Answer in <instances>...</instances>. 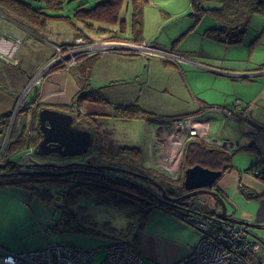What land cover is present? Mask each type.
Masks as SVG:
<instances>
[{"label":"crops","instance_id":"0c3cea01","mask_svg":"<svg viewBox=\"0 0 264 264\" xmlns=\"http://www.w3.org/2000/svg\"><path fill=\"white\" fill-rule=\"evenodd\" d=\"M204 19H208L210 25L206 23L202 25L205 22ZM212 21L213 18H203L196 25H194V20L187 22L179 39L175 38L172 44L158 45L160 52H172L179 57V59H174L173 63L155 57H145L138 52H108L104 56V64L101 60L99 66L96 64L87 71L91 84L89 90L100 89L104 98L113 105L136 102L141 106L146 113L142 119H145L151 137L150 143L146 145L149 148H143V150L152 154L154 163H157L155 159L157 145L163 144L162 149L164 147L167 149L173 144L170 137L164 136V142L158 143H155L154 137L162 133H166L165 135L171 133L178 118L198 114L199 119L206 120L209 126L212 120L223 118L226 125L222 134L229 139L226 142L239 141L236 146L242 147H239L233 157L234 168L219 179L216 184L217 188H215L221 192L228 203L236 201L237 195H243L245 200L251 203L253 209L257 210L258 203L264 199V181L257 179L249 169L256 165H264V75L244 78L241 76L245 73L254 74L264 71V59L242 65L233 64L238 61L234 59L232 64L223 65L226 57H222L220 50L223 49L226 53L234 55L235 52L232 51H237V49H245V47L247 49L251 46L259 48L261 42L264 47V16L253 17L244 42L236 46H227L205 36L207 29L214 28L215 23ZM130 33L124 38L133 40ZM41 34L43 35V31L33 32L10 18H0V46L1 42H4V37L20 43V52L17 57L20 67L14 70L11 66L0 63L1 126L5 118L14 114L15 100L23 92L26 82L34 74L36 75L39 67L43 65V43L37 39L38 35L42 36ZM119 37L123 38L120 34ZM137 45H142L141 39L137 41ZM38 55H42L40 60L37 59ZM153 59L157 61L159 67H151L145 63ZM74 84L77 85L76 81ZM81 84L85 83L81 81L79 84L78 81L74 95L80 90ZM36 87V90L30 91L26 102L32 103L38 96L41 97L35 116L38 121L39 113L43 110V79L38 81ZM68 90L65 94H68ZM16 93L19 94L16 95ZM88 105L92 107L88 112L97 113L99 108L104 107L108 109L106 113L109 116L112 113L109 105L104 106L91 102ZM211 106L233 109L236 115L233 118L227 117L224 113L210 110ZM245 111L249 114V118L242 119L240 115ZM29 112L26 108L23 113L30 115ZM105 118L115 120L113 117ZM23 124L24 122L21 121L20 125H15L14 131L17 136L22 134ZM100 124L103 127L105 125L104 122ZM209 126L208 132H210ZM4 128L3 131L7 132L6 124ZM244 147L251 149H241ZM140 150L143 152L142 149ZM164 162L168 163L166 166H170L168 157ZM157 164L163 167L160 162ZM229 187H233V197H231ZM244 190L254 192L258 199L249 197ZM243 196H239V199L242 200ZM255 212L250 211L249 214L242 215L239 220L252 221ZM152 213L175 218L174 215L159 207H156ZM228 213L236 218V210L232 212L230 210ZM58 227L62 228L57 209L33 195L29 189L21 186L0 187V254L42 249L52 244V236L65 237L58 239L55 243L68 242L74 245L69 240L74 234L62 230L54 231ZM154 231L162 239L161 235H164V232L159 229ZM199 235L201 238V233ZM151 239L143 234L134 242V246L137 245V250L145 260H156L155 262L159 264H170L187 256L198 243L196 241L187 248L174 249L171 255L160 259L151 253L156 242H151ZM166 249L169 247L166 246Z\"/></svg>","mask_w":264,"mask_h":264},{"label":"rangeland","instance_id":"374dc122","mask_svg":"<svg viewBox=\"0 0 264 264\" xmlns=\"http://www.w3.org/2000/svg\"><path fill=\"white\" fill-rule=\"evenodd\" d=\"M27 1L32 2L30 0ZM98 1L100 0H73L65 7L64 11H62V14L72 16L74 8L77 4L84 3L85 7L92 8L98 3ZM128 2L129 0H126V2L124 0L122 4L119 24H110L108 22L109 20L106 18V21H101L103 24L95 22L94 27L90 28V26L84 22H79V20H75L73 18L71 23L69 20H53L49 22L45 29H43V35L41 34L42 36H37L38 41L43 43V65L39 67L36 75L34 74L32 78L26 82L23 92L19 95V97H16L17 99L15 100V106L13 110L16 113V117L11 119L8 118L9 124L6 122L8 119L5 118V123L8 125L6 128L7 132L3 131L5 123L2 122V126L0 125V167L5 164V160L7 159L6 156L10 155L12 156V160L15 162L16 170L20 172H35L34 170H28V167H31L33 164H55L57 166H66L78 160L83 162V164L90 166L118 167L112 163L113 161L116 162V164L120 162V148L131 147L142 150L143 148H149V146L146 145L150 143L151 137L148 133L149 130L147 129L148 126L146 125L145 119H142V117L133 120H114L112 118H102L101 121L100 119H97L96 123L98 124L99 131L102 134V143H104L103 150L105 151L106 155L100 154L99 149H97L98 146L95 144L92 148H90L88 154L83 157L65 159L59 157L58 155H50L46 157L37 156L35 155V150L38 148L42 139L39 138L36 130H31L30 115H24L23 113L27 107L35 106L33 103L30 105L27 104L26 99L31 90H36V85L41 79H43V109L49 108L52 110L65 112L67 114L73 115L74 117H76L78 112H82L83 116H85L87 111L91 110L92 107L88 105L90 102H79L77 101L78 93H75L74 95V92L77 89L78 81L80 84L81 81H84L85 79V68L91 69L95 67L96 64L98 65L101 60L103 64L105 63L104 56L108 52H111L108 51L106 44H137V41L124 38L131 32L132 5H129ZM144 3L142 15L143 27L140 39L142 41V45L145 46V48L138 53L145 55V57H155L163 61L165 60L173 63L171 58L165 54H162V52L158 50V45L167 43L172 44L176 39H179L180 35H182V31H184L183 29L184 26L187 25V22L193 21L192 17L190 16L192 13L190 0H147ZM220 6L221 4L215 1H211L206 4L207 8H218ZM205 18L211 17L205 16ZM124 20L125 23H121ZM204 20L205 22L202 23V25H205V23L210 25V21L208 19ZM212 22L215 21L213 20ZM105 27L107 28L105 31L101 29ZM119 34L122 35L123 38L119 37ZM262 44L263 43L261 42L259 48L256 46H251L247 47V49L246 47L245 49H237V51H232L235 52L234 55L231 53H226V51L223 49L220 50L222 57H226L223 65L232 64L234 59H238V61L233 63L237 65L253 63L251 61H262L264 59V47ZM14 45L15 47L11 49L12 54L10 52L5 54V56L9 58L0 55L2 56L0 58L3 60L2 61L0 59V63L11 66L12 69L17 70L20 67V62L17 58L20 52V43L18 44V42H16ZM125 50L126 49L124 48L120 49V52L126 53ZM3 51L4 50L2 49V52ZM41 56L42 55H38L37 59L40 60ZM145 63L149 64L151 67H159L157 61L154 59L151 61H146ZM75 81L77 85L74 84ZM85 83L88 82L86 81ZM65 87H68L69 89H66L68 90V94H65ZM51 90L52 92L50 93ZM17 94L19 93H16V95ZM72 95H74V97ZM35 100H37L40 105L41 97L38 96ZM109 106L112 107V104ZM107 110L104 107L102 109L99 108L100 113H106L108 112ZM247 118H249V114H247L246 119ZM21 121L24 122L22 126V134L17 136L14 131L15 128L12 130L10 129V124L13 123L14 125L18 126L20 125ZM99 121L100 123L104 122V127L103 125L100 126ZM146 121L148 122V120ZM14 125H12V128ZM225 125L226 123L224 122L223 118L212 120L209 126V136L205 139V141L209 143L217 141L225 144L226 140H229L222 134L225 129ZM165 134L166 133H162L158 136H155V143L164 142L163 137H170L172 132L168 133L167 135ZM238 142L235 140L231 141L235 147H237L236 143L238 144ZM162 146L163 144H159L155 148V159H157V163L160 162V164L166 168L154 163V160L151 157L152 154L144 150L141 154V157H139L137 161L131 160V157H127L126 159L129 162L126 164H129L127 165L128 167H133L134 170L137 169V171L138 167L142 169V172L139 174H145V178H138L137 181L141 185L145 184L147 186L145 183L146 180L144 179L149 178L147 175L151 176V173L153 175V172H155L156 174L161 175V177L155 178L160 181L158 182L160 185L161 181L167 180V182L171 183V187L174 188V190L179 189V186L184 183L185 172L187 170L185 169V164H183L184 153L180 155L179 160H175V162H171L170 166H166V164H168L164 162L166 156H170L172 153H175L176 149L170 147H167V149L164 147L162 149ZM235 147L234 149H238V147L242 146L239 145L237 148ZM15 149L18 151H14ZM77 167L78 166L76 165H72L68 168L62 169L41 168V171L43 172L66 174L63 176H43V185L47 187L50 186L52 190L57 189L56 182L51 180H56L55 178L64 179L65 176L71 175L75 171H79L80 168ZM149 170L153 172L149 173ZM0 171H2V168ZM87 172L95 173L96 170H94V168H90L87 170ZM164 185L167 184L164 183ZM161 186L164 187L163 185ZM153 189L155 191L159 190L157 187H153ZM228 189H231V197H233V187H229ZM186 192L187 191L185 190V195ZM167 196L170 197L168 194ZM239 196L243 195H237L236 201L233 200V202H229V211H234L235 207V219L237 220H239L242 215L249 214L250 211H256L250 205L251 203L245 200L244 196L242 200L239 199ZM60 201L61 206H59V209L62 211L65 204L61 199ZM188 201L190 202L189 204L192 203L190 206L179 205V207H182L186 210H192L194 208L201 209L200 212L195 211L196 214L190 212L193 218L202 217L201 215H198V213L203 214L202 210L211 212L213 208L215 209L216 201L214 197L206 194L198 195L188 199ZM81 206H83V208H80L79 206H74L72 208L73 211L77 213V217L82 223L88 227L96 226L106 230L104 235L101 236L91 237L83 234H74L69 238V240H71V242H73L77 247L85 250L96 249L99 251V258L94 262V264L105 258L106 254L104 251V246L107 242H109V237H111V239L119 238L130 243L131 245H134L135 236H137V239H140L143 234L149 236L152 238L151 242L156 241L151 253L153 256L160 259L171 255L170 253L172 250L187 248L188 245L191 246L194 244V242L199 241L198 239H200V231H198L192 225L179 219V217L176 218V216L175 218H171L168 215H155L152 213V215H150V217L147 219V224H145L142 229H139L140 224L138 214H134V217H131L130 212H128V210L125 208L121 209L112 203L96 204L91 200L82 201ZM155 208L153 207V210ZM82 215L85 216L82 217ZM155 229H159L164 232V235H161L162 239L157 236L156 232L154 231ZM248 231L264 241V229L249 228ZM64 238L65 237L61 236H52L51 243H55L58 239L61 240ZM248 238L255 240L251 235H249ZM166 246H168L169 249H166ZM155 261L156 260H149L147 263L154 264L156 263Z\"/></svg>","mask_w":264,"mask_h":264},{"label":"trees","instance_id":"16d2710c","mask_svg":"<svg viewBox=\"0 0 264 264\" xmlns=\"http://www.w3.org/2000/svg\"><path fill=\"white\" fill-rule=\"evenodd\" d=\"M30 1L32 2H28L27 0H0V11L7 18L16 21L25 28L34 32H40L47 27L50 21L60 19L69 20L71 23L73 18L79 20V22H84L90 26V28L94 27L95 22H104L103 20L106 18L109 20L108 22L110 24H119L120 19L117 17L121 14L122 4L124 2V0H100L92 8H87L84 3H80L75 6L72 16H68L63 15L62 11H64L65 7L73 0ZM146 1L147 0H129L128 2L129 5H132L131 36L135 41H138V39L140 40L142 34V15L145 4L144 2ZM211 1L218 2L221 6L218 8H207L206 4ZM190 4L192 9L190 16L194 20V25L201 22L205 16L213 18L215 21V24L213 25L214 28L207 29L205 31V36L227 46L242 44L249 31L253 17L256 15L264 16V0H190ZM121 23H125V20ZM105 28L101 29L105 31ZM89 70L90 68H85V79L82 82L85 83L87 81L88 83H85V85L91 87L88 80L89 72H87ZM92 91V94L85 93L79 95L77 101L91 102L100 105L104 104L105 106L110 105V103L104 98L100 89ZM113 106V112L110 116L108 115V117H113L118 120L139 119L146 115L141 106L136 102L133 104H115ZM94 115L95 114L81 115L78 118L79 121L77 122V127L90 132L94 137L92 147L97 144L99 153L106 155L103 150L104 143H102V134L96 123V115ZM238 149H234V147L232 149H227L224 146H216L205 140H191L185 145L183 164H185V169L201 165L211 170H222L225 174L234 168L232 161ZM241 149L248 150L251 148L244 147ZM14 151L18 150L15 149ZM119 153L120 162L116 164V162L113 161L112 164L123 169H133V167L127 166L129 164L126 163L129 161L126 158L131 157V160L137 161V159L141 157L142 151L139 148L122 147L120 148ZM10 157L11 155L6 156L8 160H5V164L8 163V165L5 168L2 167V171H0V187H25L29 189L33 195L55 207L58 211L59 223L62 227H58L59 229L55 228L54 231L56 232L62 230L71 234H83L91 237L104 235L106 230L96 226H86L78 219L77 213L73 211L72 207L79 206L80 208H83L81 202L88 200H91L96 204L112 203L121 209L125 208L130 212L131 217H134V214H138L140 224L139 229H142L148 221L147 219L150 217L153 207H159L179 218L187 215L192 216L191 213L196 214V212H200L201 210L199 208L186 210L179 207V205L190 206L192 204H189L190 202L183 198L185 192L183 184L179 186V189L174 190V188L171 187L170 182H167V180L161 181V185L164 187L166 186L165 191L167 194L177 198L175 204H165L158 202V200H155L152 197L155 190L153 189L154 186L148 180L145 181L147 186L145 184H139L140 186L137 187L134 184L121 181L117 176H114L120 174L118 171H104V175L97 176L91 172H87L90 168H85L83 166H78L77 168H80L79 171H75L71 175L65 176L64 179L55 178L56 180H51L56 182L57 186V189L52 190L50 186L47 187L43 185V176L23 175L20 171H17L15 163H9ZM72 163L83 164V162L79 160ZM257 168H260L261 175H256L255 177L264 181V165L253 166L249 171L253 173ZM135 170L137 171V169ZM138 171V173H141L142 169L138 167ZM151 172L153 171L149 170V173ZM153 173V175L151 173V176H147L160 182L155 178H159L161 175L156 174L155 172ZM164 183L167 185H164ZM216 188L215 190L221 194ZM244 192L251 198L258 197L254 192H249L248 190H244ZM60 199L65 204L62 211L59 209V206H61ZM202 213L212 214V212H206L204 210H202ZM84 216L85 215H82V217ZM136 241L137 236L134 237V242Z\"/></svg>","mask_w":264,"mask_h":264},{"label":"built area","instance_id":"2783aa9c","mask_svg":"<svg viewBox=\"0 0 264 264\" xmlns=\"http://www.w3.org/2000/svg\"><path fill=\"white\" fill-rule=\"evenodd\" d=\"M0 18L7 17L0 11ZM3 40L4 42H1L0 46V55L5 56L9 52L12 54L11 49L15 47L16 42L5 37ZM106 47H108V51L116 52H120V49L123 48L126 49V52H139L145 48L142 45L127 43H110L106 44ZM162 54L172 60L179 59L172 52H162ZM210 110L224 113L231 118L236 115L233 109L214 106ZM247 114L245 111L240 117L246 119ZM199 118L200 115L197 114L175 121L170 139L173 141L171 148H175L176 152L166 156L169 159V164L180 159L187 142L205 140L209 136V124L206 120L202 121ZM212 144L224 146L227 149L235 147L229 142L222 144L213 141ZM253 174L261 175L260 168L255 169ZM188 221L201 232V238L191 252L175 264H264V245L249 239L244 227L227 226L209 221L204 217L193 218L191 216ZM104 251L105 258L95 264H148L133 244L119 238L109 240L104 246ZM99 255L100 253L96 249L85 250L70 243H52L39 250L4 252L0 254V264H94Z\"/></svg>","mask_w":264,"mask_h":264},{"label":"water","instance_id":"95a60500","mask_svg":"<svg viewBox=\"0 0 264 264\" xmlns=\"http://www.w3.org/2000/svg\"><path fill=\"white\" fill-rule=\"evenodd\" d=\"M258 75H264V71L261 73L245 74L241 77H257ZM39 126L43 135V139L35 150L37 156H50L58 155L61 158H78L88 154L90 148L93 145V137L90 132L79 129L74 123V117L71 114L52 110L49 108L43 109L39 113ZM72 165L83 166L88 168H94L96 170L94 175L102 176L104 171H118L121 173H127L128 175L145 178L144 175L135 173L130 170H126L118 167L108 166H90L82 163H72L66 166H57L55 164H33L32 166L38 168H68ZM23 175H38V176H63L66 174L50 173L43 171L35 172H21ZM70 174V173H69ZM68 175V174H67ZM224 175L222 170H211L201 165L188 168L185 172L184 189L188 192L184 195V199H191L201 194H206L214 197L216 204L215 209L211 210L212 214H199L205 219L222 223L227 226L238 225L245 228L248 235H251L255 241H258L264 245V241L259 237L249 232L251 229H264V199L260 200L259 207L253 215L252 221L237 220L231 217L228 213L229 203L226 199L215 190L216 184L219 179ZM152 185L157 187L161 191V196L158 197V201L165 204H171L176 199L167 196L164 187H162L157 181L151 178H146ZM235 210V207H234Z\"/></svg>","mask_w":264,"mask_h":264},{"label":"flooded vegetation","instance_id":"af4514ba","mask_svg":"<svg viewBox=\"0 0 264 264\" xmlns=\"http://www.w3.org/2000/svg\"><path fill=\"white\" fill-rule=\"evenodd\" d=\"M117 18H121L120 16H118ZM119 53H121V52H119ZM126 53H128V52H126ZM89 88L90 87H88V86H85V84L84 85H81L80 86V90L77 92L78 93V96L79 95H81V94H85V93H88V94H92L93 93V91L92 90H89ZM92 91V92H91ZM108 101V100H107ZM109 102V101H108ZM27 104H31V103H28V102H26ZM32 103L35 105L34 107L33 106H29V108L27 109L28 111H30L29 113H31L30 114V123H31V130H36V132H37V135L42 139L43 138V135H42V133H41V131H40V126H39V123H38V121H37V119H36V113H37V110H38V108H39V102H37V100H33L32 101ZM105 106V105H104ZM112 112H113V108H114V106H113V104H112ZM87 114H95L96 116H95V118H97V119H102V118H105V117H107L106 115H109V114H105V112H101V114H100V112L98 111L97 113H94V111L93 112H88L87 111ZM81 115H83V113L82 112H78V114L76 115V117H74V123H75V125L77 126V122L79 121V117L81 116ZM85 115V114H84ZM14 117H16V113L14 112V115H11L10 117H9V119H11V118H14ZM8 119V118H7ZM9 119L6 121V119H4L3 120V123H5V121L9 124ZM17 119V118H16ZM100 123V122H99ZM6 124V123H5ZM7 125V124H6ZM12 125H14L13 123L12 124H10V129L12 130V129H14L15 128V125L13 126V128H12ZM101 125V124H100ZM8 126V125H7ZM36 126V127H35ZM25 128V127H24ZM92 135V134H91ZM92 137H93V135H92ZM93 139H94V137H93ZM10 162H14L13 160H12V157L9 159V163ZM77 162V161H76ZM15 163V162H14ZM8 165V163L7 164H4V165H2L0 168H2V167H6ZM33 167V168H32ZM43 169V168H42ZM40 167H38V168H36V167H34V166H32L31 165V167H28V170H34V171H41L42 170ZM126 169V168H125ZM126 170H130V171H133V172H135V173H138L137 171H135V170H133V169H126ZM118 173H120V174H118V175H114V176H117L121 181H125V182H127V183H131V184H134V185H136L137 187H139L140 185H139V183L137 182L138 181V178L139 177H134V176H131V175H128L127 173H121V172H118ZM139 174V173H138ZM38 176V175H37ZM40 177H42V176H40ZM141 179V178H140ZM152 186V185H151ZM154 186V185H153ZM155 187V186H154ZM166 187V186H165ZM165 187H164V189H165ZM188 192H186V194H187ZM185 195V194H184ZM161 196V191H155V192H153V195H152V197L155 199V200H157L158 199V197H160ZM170 198H173V199H176L177 200V198L176 197H172V196H170ZM188 200V199H187ZM177 201H174L173 202V204H175Z\"/></svg>","mask_w":264,"mask_h":264},{"label":"bare ground","instance_id":"6f19581e","mask_svg":"<svg viewBox=\"0 0 264 264\" xmlns=\"http://www.w3.org/2000/svg\"><path fill=\"white\" fill-rule=\"evenodd\" d=\"M29 107H27V109H28ZM184 150H185V148L183 149V153H184ZM254 175V174H253ZM254 176H256V175H254ZM159 202V201H158ZM191 217V215L190 216H183L182 218H179V219H181V220H183V221H185L186 223H188V224H190V225H192L191 224V222L190 221H188V219ZM113 239H116V238H110L109 240H113ZM136 248H137V245H136ZM182 259V258H181ZM180 260V259H179ZM179 260H176V261H174V262H172V263H170V264H175L177 261H179ZM157 264H159V263H157ZM161 264V263H160Z\"/></svg>","mask_w":264,"mask_h":264}]
</instances>
